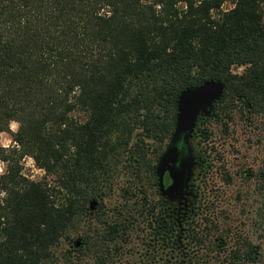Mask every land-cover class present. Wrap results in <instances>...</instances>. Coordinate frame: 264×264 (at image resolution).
I'll list each match as a JSON object with an SVG mask.
<instances>
[{
	"label": "trees",
	"instance_id": "obj_1",
	"mask_svg": "<svg viewBox=\"0 0 264 264\" xmlns=\"http://www.w3.org/2000/svg\"><path fill=\"white\" fill-rule=\"evenodd\" d=\"M224 2L0 0V133L12 139L0 143V264H45L91 213L87 202L99 196L101 206L116 187L122 216L98 217L95 264L138 215L178 264L199 260L203 246L225 254L224 264H264V158L250 172L258 204L249 234L210 233L219 217L209 198L194 205L187 227L165 222L152 198L185 87L224 82L211 112L196 121L204 137L209 118L227 129L239 107L264 142V0ZM25 155L44 170L40 178L22 171Z\"/></svg>",
	"mask_w": 264,
	"mask_h": 264
},
{
	"label": "rangeland",
	"instance_id": "obj_2",
	"mask_svg": "<svg viewBox=\"0 0 264 264\" xmlns=\"http://www.w3.org/2000/svg\"><path fill=\"white\" fill-rule=\"evenodd\" d=\"M232 4V0H225L223 8H228ZM234 70H241V67H234ZM245 113L248 111L242 112L239 107H236L233 122L229 123L227 129L215 117L209 118L207 124L212 129L210 137H204L207 134L194 126L189 140L194 157L193 174L190 180L192 193L188 195V205L191 209L189 208L188 223L185 225L188 226L193 217L194 208L190 204L198 205L199 199L209 198L210 201L213 200L211 207L214 215L217 214L219 217L216 221L217 231L213 228L210 233H218L220 228H224L228 233H235L238 230L250 233L253 211L258 204V196L254 192L255 179L250 172L257 169L264 158V142L259 140L257 129L253 130L247 124L248 122L246 123ZM204 127L207 126H203V129ZM16 128L17 122L11 121L10 129ZM11 142L10 132L2 131L0 143L8 145ZM205 158L208 166L202 167L198 162ZM21 162L22 171L29 177L38 179L43 174L44 170L36 165L31 156L25 155L21 158ZM4 167L5 162L0 159V172ZM120 178L119 182L123 183L125 177ZM120 183L118 186H121ZM152 194V198L157 197L155 193ZM96 201L92 208L87 202L91 213H83L80 216V221L70 233L71 239L63 237L53 247L52 256L45 264H95L96 253L91 248L103 234L100 231L101 223L98 217L110 214L119 219L122 215L118 213V209L123 208L121 204L123 197L119 193V187H116L111 194L102 198L101 206H98L99 196ZM184 214L182 213L183 216ZM196 216L195 214L194 218ZM131 217L129 220L132 224H129L127 233H123V237L116 241L115 239L108 241L110 253L106 252L107 258L104 264H178L172 260L173 258L167 251L170 244L155 240L147 218L141 215L134 219ZM202 225L201 223V227ZM84 237L86 238L85 244ZM226 245H229V241ZM155 246H158V249ZM114 247H118V250L112 252L115 250ZM209 248L208 246L201 247L197 255V258H200L194 260L193 264H204V260H213L217 264L227 263L222 261V258L226 257L223 253L220 255L212 249L206 254L205 251ZM224 260L227 261V258Z\"/></svg>",
	"mask_w": 264,
	"mask_h": 264
},
{
	"label": "water",
	"instance_id": "obj_3",
	"mask_svg": "<svg viewBox=\"0 0 264 264\" xmlns=\"http://www.w3.org/2000/svg\"><path fill=\"white\" fill-rule=\"evenodd\" d=\"M223 89L224 82L222 80L208 79L200 84L187 86L180 91L177 99V114L174 131L157 164V173L161 190L175 186L179 176L177 160L182 159L179 156V152L182 151V147L186 146L187 153L189 152L188 164L186 165L185 170L187 174L186 183H188L187 187L190 188L188 194L192 193V184L190 183V180L193 174L192 166L194 163V157L191 153L189 140L198 116L201 114L208 115L211 112L213 102L221 96ZM163 163L168 165L167 169L169 170L172 179L166 187H164L161 182L159 172ZM96 202V199H92L89 202L90 208H92Z\"/></svg>",
	"mask_w": 264,
	"mask_h": 264
},
{
	"label": "flooded vegetation",
	"instance_id": "obj_4",
	"mask_svg": "<svg viewBox=\"0 0 264 264\" xmlns=\"http://www.w3.org/2000/svg\"><path fill=\"white\" fill-rule=\"evenodd\" d=\"M172 135V134H171ZM171 137V136H170ZM170 140V139H169ZM169 142V141H168ZM168 144V143H167ZM166 144V146H167ZM165 146V148H166ZM164 148V150H165ZM162 151V153L164 152ZM182 151L179 152V156L182 159L177 160L178 170H179V176L178 180L174 187L169 189H160L159 185V177L157 173V164L160 160V156L158 157L156 164H155V178L157 181L156 188H157V204L162 208V211L165 213V222L168 220L169 222L174 218L175 219V225L177 227H186V223H188V214L190 213L189 208L191 207L188 205V191L190 188L187 187L188 183H186V165L188 164V153L186 146L181 148ZM181 154V155H180ZM203 159L200 160L198 163H202ZM167 164H162L160 167V178L161 182L164 187H166L171 181L169 170L167 169ZM193 169V166H192ZM184 170V171H182ZM194 208V204H190ZM182 213H185L183 216ZM165 222H163L165 224ZM185 225V226H184Z\"/></svg>",
	"mask_w": 264,
	"mask_h": 264
}]
</instances>
